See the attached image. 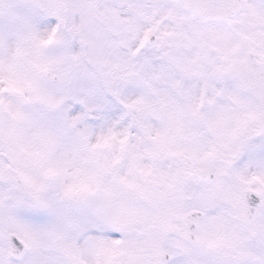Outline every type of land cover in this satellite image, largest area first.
<instances>
[{"label":"snow or ice","instance_id":"6c2138e0","mask_svg":"<svg viewBox=\"0 0 264 264\" xmlns=\"http://www.w3.org/2000/svg\"><path fill=\"white\" fill-rule=\"evenodd\" d=\"M0 264H264V0H0Z\"/></svg>","mask_w":264,"mask_h":264}]
</instances>
